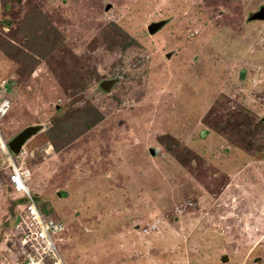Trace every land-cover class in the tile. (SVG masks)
<instances>
[{"label": "rangeland", "instance_id": "374dc122", "mask_svg": "<svg viewBox=\"0 0 264 264\" xmlns=\"http://www.w3.org/2000/svg\"><path fill=\"white\" fill-rule=\"evenodd\" d=\"M261 6L0 0V135L43 124L12 157L65 225V264H264V19H248ZM64 119L55 151L48 135ZM9 161L1 151L4 227Z\"/></svg>", "mask_w": 264, "mask_h": 264}, {"label": "built area", "instance_id": "2783aa9c", "mask_svg": "<svg viewBox=\"0 0 264 264\" xmlns=\"http://www.w3.org/2000/svg\"><path fill=\"white\" fill-rule=\"evenodd\" d=\"M9 106V100L0 97V118ZM0 148L9 156L7 180L16 200L13 217L3 229L6 230L4 238L3 230L1 232L0 241L6 240V243L0 250V264H65L54 240V235L64 231V223L38 205L36 195L25 183L29 176L28 168L14 162L1 135ZM14 192L19 193L21 198H16ZM21 204L23 208L17 210Z\"/></svg>", "mask_w": 264, "mask_h": 264}, {"label": "water", "instance_id": "95a60500", "mask_svg": "<svg viewBox=\"0 0 264 264\" xmlns=\"http://www.w3.org/2000/svg\"><path fill=\"white\" fill-rule=\"evenodd\" d=\"M251 20H263L264 19V6H261L259 10L253 12L250 17L248 18ZM167 19H162L158 21H152L150 22L147 27V34L152 35V33L158 32L165 24H167ZM170 54H167V57H169ZM115 84V79H104L100 82L99 86L104 91H109L110 88ZM264 120V118H262ZM44 128L43 124L37 123V124H31L26 127H24L22 130L17 132L13 137H11L7 141V146L11 150L12 153L15 155H18L21 152L22 147L26 143L27 140H29L31 137H33L36 133L41 131ZM151 156L154 155L155 149L149 148ZM57 195L60 196V193L57 192ZM222 262H225L227 260L226 256H223L221 258Z\"/></svg>", "mask_w": 264, "mask_h": 264}, {"label": "trees", "instance_id": "16d2710c", "mask_svg": "<svg viewBox=\"0 0 264 264\" xmlns=\"http://www.w3.org/2000/svg\"><path fill=\"white\" fill-rule=\"evenodd\" d=\"M117 82V81H116ZM80 116V115H79ZM82 116V115H81ZM78 117V116H77ZM95 118H77V121H76V125H77V128H81V127H84V128H86V129H90V127H92V125L94 124V122H93V120H94ZM65 120L66 119H64L61 123H60V125L58 124V122H57V124H56V126H55V124H54V126H52V128H51V130H50V133H49V135H48V137H49V139H50V142H51V145H52V147H53V149L55 150V151H58L59 150V148L61 147V146H63V145H65V143L66 142H64V141H62L61 142V140H60V144H58V145H56V141H58L59 140V138H60V135L59 134H61L63 131H65V130H68L67 129V126H65L64 125V123H65ZM81 130V129H80ZM71 133H76V135L79 133V130H72V132ZM0 152H1V150H0ZM2 175V174H1ZM2 179H3V177H1ZM10 190V189H9ZM8 190V191H9ZM9 196V195H8ZM9 202H12V203H14V201L13 200H11L10 199V196H9Z\"/></svg>", "mask_w": 264, "mask_h": 264}, {"label": "clouds", "instance_id": "9594fccd", "mask_svg": "<svg viewBox=\"0 0 264 264\" xmlns=\"http://www.w3.org/2000/svg\"><path fill=\"white\" fill-rule=\"evenodd\" d=\"M0 11H1V8H0ZM1 19V18H0ZM3 95L0 93V97L1 98H5V97H2ZM6 99H8V98H6ZM9 100V99H8ZM8 111V110H7ZM2 140L5 142V144H6V146H7V142H6V140L2 137ZM8 141V140H7ZM7 148H8V146H7ZM22 149H23V147H22ZM21 149V152L18 154V155H20L21 153H23V150ZM0 150L2 151V152H5L2 148H0ZM8 150H9V152L11 153V155H13L14 153H12L11 152V150L8 148ZM7 153V152H6ZM15 155V154H14ZM18 155H16V156H18ZM9 167H10V165L8 166V170H10L9 169ZM7 170V169H6ZM7 174H8V172H6V184H7V187H8V189H10V194H9V196H10V199L11 200H13L14 201V203H13V214H14V206H15V202H16V200L12 197V193H13V190L11 189V186H10V184H9V182H8V180H7ZM13 214H12V217H13ZM0 228H2V229H0V236H1V232H2V230L5 228L4 226H0Z\"/></svg>", "mask_w": 264, "mask_h": 264}, {"label": "crops", "instance_id": "0c3cea01", "mask_svg": "<svg viewBox=\"0 0 264 264\" xmlns=\"http://www.w3.org/2000/svg\"><path fill=\"white\" fill-rule=\"evenodd\" d=\"M0 209H2V205H0Z\"/></svg>", "mask_w": 264, "mask_h": 264}]
</instances>
